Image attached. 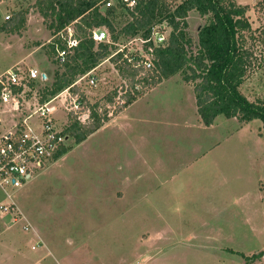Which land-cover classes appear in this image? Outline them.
Segmentation results:
<instances>
[{"label":"rangeland","instance_id":"374dc122","mask_svg":"<svg viewBox=\"0 0 264 264\" xmlns=\"http://www.w3.org/2000/svg\"><path fill=\"white\" fill-rule=\"evenodd\" d=\"M36 1L0 0V75L17 64L37 67L50 78L38 80L42 89L64 66L48 55L54 31L48 27L50 19L34 6ZM168 1L174 7L181 0ZM232 1L246 8L252 26L244 33L249 63L240 91L250 101L264 103V0ZM17 12L26 16L23 27L4 30ZM117 13L121 29L132 18L125 8ZM207 19L196 11L189 14L188 30L195 42ZM130 38L121 37L114 45L123 46ZM98 65L97 85L81 86L92 102H104L120 82L113 60ZM139 98L84 142L71 138L72 149L35 174L25 188L0 187V206L14 201L24 216L0 210V264H28L16 259L20 250L15 239L28 255L45 251L37 248L45 244L36 243L32 230H23L28 217L22 207L45 227L56 256L85 259L82 264L95 259L264 264V257L251 262L246 258L264 250L262 120L241 123L219 116L207 127L198 114L193 83L180 74L163 79ZM0 113L1 131L12 124L13 115L9 110ZM18 193L27 194L15 200ZM161 228L168 229L159 237ZM54 258L47 257L48 264Z\"/></svg>","mask_w":264,"mask_h":264},{"label":"trees","instance_id":"16d2710c","mask_svg":"<svg viewBox=\"0 0 264 264\" xmlns=\"http://www.w3.org/2000/svg\"><path fill=\"white\" fill-rule=\"evenodd\" d=\"M107 1H36L34 6L45 20L50 19L48 27L54 31V38L47 44L50 57L56 54V43L66 47L63 37L56 35L69 25L73 26L79 39V44L63 64L64 70L57 72L53 82L44 87L41 101L71 85L79 75L96 67L117 48L114 43L97 44L93 39L95 29H108L116 42L121 37L148 36L153 25L167 22L171 28L168 42L156 50V66L152 71L142 76L140 68H133L126 62L118 64L120 75L128 78L133 87L141 84L142 88L129 93L127 103L118 106L115 113L122 112L163 79L180 74L184 81L193 83L198 114L206 126L214 124L219 116L237 118L241 123L260 119L264 126V103L250 101L240 91L249 63L244 51V33L252 28L245 15L246 8L232 0H181L174 7L168 0H135L133 6L127 1L117 0L119 4L105 8ZM121 7L127 10L132 19L118 29L116 18ZM192 11L208 18L199 27L196 42L188 30V16ZM25 20V14L17 12L15 16H9L3 29L17 32ZM121 57L122 53L112 60L117 62ZM112 102L113 95H108L104 102L97 101L92 105L91 120L87 123L72 121L66 132L77 144L84 142L107 122V106ZM71 149L68 145L64 146L54 161ZM263 257L264 250L246 258L251 262Z\"/></svg>","mask_w":264,"mask_h":264},{"label":"built area","instance_id":"2783aa9c","mask_svg":"<svg viewBox=\"0 0 264 264\" xmlns=\"http://www.w3.org/2000/svg\"><path fill=\"white\" fill-rule=\"evenodd\" d=\"M124 1L129 2L130 6L135 3V0ZM112 5L113 2L108 0L104 7ZM108 32L102 28L95 29L93 39L97 44L101 42L116 44ZM170 32L171 28L167 22L156 23L148 36L139 34V36L131 37L128 43L117 47L105 59L112 60L122 53L121 60L114 64L118 66L121 62H126L133 68H140V75L143 76L147 71L155 68L156 50L167 44ZM59 35L63 37L66 47L63 48L56 43L54 58L63 65L73 48L79 44V39L72 25L58 32L56 36ZM98 66L79 75L71 85L47 97L44 101H41L44 88L40 89L37 86L38 80L45 82L50 78L47 73L41 72L37 67L17 64L0 75V110H9L13 115L12 124L9 122L7 128L0 132V187L2 189L7 191L10 187L22 188L35 174L52 163L60 150L68 145L72 136L66 132V128L72 121L87 123L91 120L92 105L97 101L92 102L89 92L84 91L81 86L83 83L91 87L97 85ZM141 88V84H135L133 87L128 78L120 75V82L112 91L113 102L107 106V115L114 116L116 108L127 103V95ZM2 123L3 118L0 113V124ZM0 210L9 212L14 217L23 216L14 201H11L9 205H1ZM30 228L31 225L26 220L24 230L29 231Z\"/></svg>","mask_w":264,"mask_h":264},{"label":"crops","instance_id":"0c3cea01","mask_svg":"<svg viewBox=\"0 0 264 264\" xmlns=\"http://www.w3.org/2000/svg\"><path fill=\"white\" fill-rule=\"evenodd\" d=\"M140 99L141 98H139L136 101H134L133 103H131L127 108H125L122 112H120L119 115H117V117H120V116L124 115L132 106L137 104ZM54 162H56V161H54ZM27 185L23 186L22 188H25ZM19 193H18V195L15 194V196H16V198L14 196L15 200H17V196H18V198H19V196H20V198L23 196V199H24V195L27 194V193H21V194H19ZM126 197H127V195H126ZM126 197L124 196L122 199H120V201H124L126 199ZM131 200H133V199H131ZM21 201H20V203H21ZM135 204H137V203H135ZM21 207H22V205H21ZM21 209L23 210L25 215L28 217V221H29V223L31 225V229L30 230H32L30 233H31V235L33 237L36 238V240H37L36 243H39L41 241V242H44V244H45V245L40 246V247L37 246V248H45V251L42 252L41 254L35 253V254L28 255L25 251H23V245H21L20 240L17 241V239H15V242H14L15 247H18L19 250H20L19 252H17L18 250L16 251L17 252L16 259H23V260L27 261L28 264H48L47 257H51V255H52L55 258L51 260V264H82V262L85 261V259H70L69 256L67 254H65V253L63 255L56 256L54 254V249H53L52 245L49 244V238H48V235L46 234L45 227L42 226V224L39 223L38 220H36L34 218V216L30 213V211L26 212L23 207ZM167 229L168 228H166L165 230H167ZM165 230H163L161 228V230L159 229L156 232L159 233L158 236L161 237V235L166 232ZM12 233H15V232H12ZM24 234H26V233H24ZM26 235H27V237H29V234H26ZM164 237H165V235H164ZM14 238H16V236H14ZM25 241H26V239H25V236H24V237H22L21 242L25 243ZM77 251H78V254H79V250L78 249H77ZM48 254H51V255L48 256ZM129 260L130 259H95L92 262V264H132V263H134V260L135 261H139V260H145L146 261L147 259H134L131 262H129ZM174 260H176V259H172L171 261H169V259H160L159 261L157 259H155L154 260V264H168V263H171V262L175 264Z\"/></svg>","mask_w":264,"mask_h":264}]
</instances>
